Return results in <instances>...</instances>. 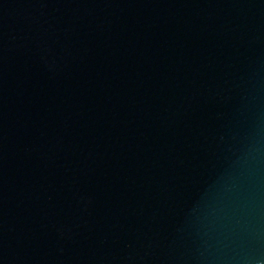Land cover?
<instances>
[{"label":"water","instance_id":"obj_1","mask_svg":"<svg viewBox=\"0 0 264 264\" xmlns=\"http://www.w3.org/2000/svg\"><path fill=\"white\" fill-rule=\"evenodd\" d=\"M0 264H264V0H0Z\"/></svg>","mask_w":264,"mask_h":264}]
</instances>
